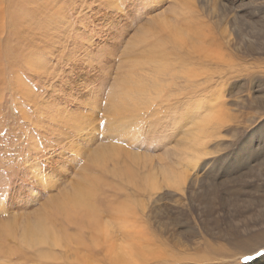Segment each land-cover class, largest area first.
<instances>
[{
	"label": "rangeland",
	"instance_id": "1",
	"mask_svg": "<svg viewBox=\"0 0 264 264\" xmlns=\"http://www.w3.org/2000/svg\"><path fill=\"white\" fill-rule=\"evenodd\" d=\"M47 1L62 13L28 5L27 35L18 46L9 37L41 65L23 60L15 75H0V264H129L118 247L139 253L137 264L174 253L181 264H264V245L244 255L234 244L264 230V105L249 106L264 100V55L244 54L253 39L242 25L251 10L264 22V0ZM160 24L174 39L176 28L189 34L208 73L180 69L200 83L193 96L184 91L151 119L146 107L162 94L147 89L148 102L134 101L140 120L106 129L136 29ZM219 58H232L233 74Z\"/></svg>",
	"mask_w": 264,
	"mask_h": 264
},
{
	"label": "bare ground",
	"instance_id": "2",
	"mask_svg": "<svg viewBox=\"0 0 264 264\" xmlns=\"http://www.w3.org/2000/svg\"><path fill=\"white\" fill-rule=\"evenodd\" d=\"M262 4H264V3H262ZM28 5H31L32 8L35 9V13L36 12L37 13L38 12L43 13V11H44V13H47L48 15L50 14L51 17L54 16V14L51 13V10H53L52 7H54V5L56 6V4L54 2H49L47 0H0V75L3 73H5V75H6L7 71L12 72V74L15 75V73H17V71L14 69L20 67L19 63L20 62L22 63L23 60L26 61L25 63H27V65L30 64L31 68L41 65V63H39L37 58H36L37 60H35V57L38 56V54L36 52H35V54L32 52L33 56L31 54V55H26L25 57H23L21 55V53L17 52L18 50L16 48L14 49L13 46L9 44L10 42H12L11 39H9L10 35H12V38L15 37L13 42L16 43V45L18 46L19 44H17V43H19V41L21 39L20 35L22 33L26 34L25 30H27V26L30 27L29 23L32 21V18H31V13L27 9ZM107 5H109V4H107ZM67 6H68V4L66 2L65 7L64 6H62V7H64V9H66ZM56 7H54V8H56ZM59 9H60V7L56 8L55 11H59ZM258 10H260V9L259 8L257 9V13L260 12ZM262 10H263V6H262ZM62 11L63 10L61 8L60 12L62 13ZM249 15H250V21L249 22L246 20L243 21L241 18V20L245 23V24H243V22H242V25L244 26V29L246 30V33H245L246 36L248 35L249 37H251L253 39V41L250 40L249 38L247 39L248 45L245 48L244 54L245 55L247 54L250 56L253 54H254V56L260 55L259 57H261L262 55H264V22L259 21L257 23L255 13L253 10L250 11ZM177 17L178 18H174V24L173 25L177 26L178 28H181V26L185 27L186 26V18H184V16L182 17L181 13ZM185 17H187V16L185 15ZM158 18H160V17H158ZM179 18H180V21H179ZM60 19H59V21H60ZM156 19H157V16L155 17L154 20H156ZM154 20H151V21L153 22ZM69 28H70V26H69ZM64 29H63V26H62V28H58L56 26L55 28H52L51 31H57L60 35V34L65 33L66 31H68V30H66V29L64 30ZM141 29L142 28L139 27L135 31L136 34H139L141 32L142 36L139 40H135L137 43L134 45V49H133V52L131 55L132 60H130L129 68H128V70H129L128 73H131V74L129 76H125V77H128V80L123 81L122 82L123 84L118 83L119 88L116 89L115 92H113L111 90V94L108 97L109 103L107 102L108 104H107L106 108H107L108 113L111 114L110 119L114 123H111V125L106 127V129L113 128V129H111L112 131L123 130L126 126L125 120L132 119V122H133L132 124H134L135 118H138V120H140V114H139V111L137 110L138 105H135L134 101L137 103L142 102V101L148 102L150 100V98H148V97H151V95L154 93L153 92H151L152 94L147 93V91H146L147 89L148 90L156 89L157 92L162 94L158 98L152 99L150 104L146 107V109H147L146 114L148 115V117H151V119L154 115H156L157 113H160L161 109L166 108L168 106L169 102H171L170 100H175V101L178 100V96L181 94H184V91H186V92L190 91L189 95L192 94V96H193L195 94L196 90L198 89L200 83L192 81L189 78L190 75H189V77L187 76V78L181 77L180 69L185 68L186 66L192 67V66H198V65L200 66L201 65V67L202 66L204 67V64H205V66H206V64H208L207 62H205L203 60V58H201L200 52H199L200 54H198V56L201 58V60L198 56L195 55V53H198L197 51L194 50V48H193L194 46H192L195 43L191 44V46H190V44H187V40L189 39V34H187L186 32H183L186 34L185 40H183L184 38H182L181 32H179L180 29H177V28L174 30V31L179 32V33L177 32V34L179 35V37L177 39H174L176 34L174 35V33L167 32V28L161 24L157 25L156 28H153L150 26L147 27L146 28L147 30H145V33L143 31H141ZM34 30H35V28L33 26L31 29V32L34 33ZM25 34H23V35H25ZM23 35H21V36H23ZM43 36H45V35H43ZM243 36H245V35L243 34ZM240 39H242V37ZM243 39H245V38L243 37ZM26 40H28L27 36H26V38H24L22 40V43ZM180 41H181V43H180ZM185 41H186V43H185L186 46L184 45ZM247 41H246V43H247ZM189 43H190V41H189ZM29 46H31V42L29 43ZM203 56H205V55H203ZM219 59L222 60L224 62V66H226L225 74L226 75L233 74L234 73L233 71L235 69V64H234V61H232V58L226 59V61H224L222 58H219ZM40 62H42V61L40 60ZM200 63H202V64H200ZM5 65H7V66L5 67ZM257 68H258V66H257ZM192 69H195V68H192ZM19 70H21V69L19 68ZM203 70H207V69L205 68ZM208 70L205 73H208ZM189 71H191V70H189ZM258 72L261 73V71H258ZM243 75H247V74H243ZM252 75H255L253 77L254 78V81H253L254 84L255 85L256 84L262 85L259 82L258 78L256 77L257 76L256 73L251 74V76ZM182 76H183V74H182ZM204 76H205V74H204ZM258 76L261 78H264V72H262L261 75L258 74ZM185 77H186V75H185ZM248 79L250 80V78H248ZM210 80H211V77H208V76L204 77V81L209 82ZM245 82H246V80H245ZM125 85H126V87H125ZM122 86H124L125 88ZM257 87H259V86H257ZM205 90H206V88H205ZM220 90H221V88H220ZM128 99H130V101ZM157 99H158V101L156 102ZM30 100H33V99H30ZM263 101H260L259 99H257V102L254 101L252 103H249V106H251L252 108L260 109V107H262V105H264ZM33 102H34V100H33ZM154 102H156V103L151 104ZM152 106L154 108H152ZM173 106L175 107V105H172V108H173ZM184 108H189V107H184ZM191 115H190V117H191ZM127 125L130 126L129 124H127ZM243 158L245 159V161H247L249 163L247 154ZM241 176H242L241 174L238 175V177H241ZM232 178L235 179V177H232ZM234 179H232V180H234ZM236 243L243 248H247V250H244L245 251L244 255L247 253H250L251 250L255 246L260 247V246L264 245V230H260V231L256 232L254 235L249 236V238L245 237V239H241V241H239V242L235 241L234 244H236ZM130 251H132L131 256L129 255ZM118 253H119V255H117V256H118V260L120 259L119 260L120 262H124V263L127 262L129 264H137V261H138V263H139V261H141V259L139 258V253H133L132 247L130 249L128 247L127 248L118 247ZM120 254H121V256H120ZM174 254H172L171 256L170 255L167 256V254H166L163 257H160L163 259L162 260L163 262L161 261L162 262L161 264H181L180 263L181 257L179 255L178 256L176 255V257H175ZM155 255L157 257L158 253H156ZM161 255H163V254H161ZM132 257H134V258H132ZM166 257H169L170 259L173 258V261L168 262V260H166ZM187 259L188 258L184 257L182 260L187 261ZM156 263H157V261H156Z\"/></svg>",
	"mask_w": 264,
	"mask_h": 264
},
{
	"label": "snow or ice",
	"instance_id": "3",
	"mask_svg": "<svg viewBox=\"0 0 264 264\" xmlns=\"http://www.w3.org/2000/svg\"><path fill=\"white\" fill-rule=\"evenodd\" d=\"M102 57H103V53H99V54H96L95 57L92 59L94 70L98 72L101 71V68L99 67V65L101 64ZM192 103L195 104L196 101H193Z\"/></svg>",
	"mask_w": 264,
	"mask_h": 264
}]
</instances>
